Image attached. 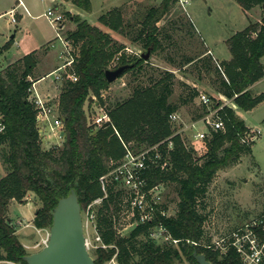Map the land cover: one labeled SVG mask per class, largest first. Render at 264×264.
I'll list each match as a JSON object with an SVG mask.
<instances>
[{
    "label": "trees",
    "instance_id": "trees-1",
    "mask_svg": "<svg viewBox=\"0 0 264 264\" xmlns=\"http://www.w3.org/2000/svg\"><path fill=\"white\" fill-rule=\"evenodd\" d=\"M63 1L87 12L92 8L91 0ZM177 1L162 0L158 6L147 7L138 30L134 28L135 24L125 20L121 7L99 16L98 25L68 12L76 28L64 35L70 43L72 57L66 70L74 72L77 80L72 81L65 74L61 81L58 102L64 132L61 146L47 148L42 144L34 104L29 99V89L34 82L29 76L38 61L36 53H29L0 71V112L6 125L5 132L0 135V159L7 171L0 177V264L6 261L27 264L24 256L28 253L8 218L11 201L24 203L27 194L34 193L42 203L36 211L34 225L39 229L50 227L53 208L72 189L78 195L83 212L95 199L103 196L98 179L109 171L111 160L124 156V145L137 152L161 141H164L160 145L163 160H168L163 172L153 175L152 182L177 183L179 186L176 215L161 220L179 243L162 246L151 239L148 236L151 223L136 225L127 235L121 234L116 222L121 206L127 204L126 195L124 190L110 188L102 202L106 211L103 213L101 209L98 218L99 236L107 247L95 249L94 264H105L114 257L118 264H175L183 257L190 264H198L194 251L204 253L213 264H241L240 256L233 249L221 254L219 250L202 244L195 246L191 242H203L205 217L199 211L198 197L206 193L218 171L231 168L244 155L251 154L253 143L244 141L249 130L244 119L232 107H223L219 115L224 121V129L209 130L204 157L193 160V149L185 147L180 135H172L170 115L179 108L170 100L175 79L173 73L163 72L149 85L135 86L128 97L113 101L102 97V91L110 85L105 78L107 69L132 64L124 74L134 70L136 81L146 62L141 56L128 61L121 53L117 64L109 67L124 48L111 33L131 41L141 40L144 48L151 47V53H154L161 47L158 23ZM236 1L244 11L260 7L264 12V0ZM10 45L6 43L0 47V55ZM227 46L231 58L222 60L220 66L224 70L217 71L216 90L233 99L237 110L250 111L264 100V92L254 94L250 89L264 75L261 62L264 14L260 20L251 22L227 39ZM195 60L198 59L189 58L187 63ZM186 86L191 93L182 99V104L199 95L197 89ZM96 104L106 106L109 126L101 125L95 129L89 125L86 107ZM202 108L203 112L195 120L205 114L206 108ZM168 137L173 142L169 150L166 149ZM210 240L208 238L205 243L210 244Z\"/></svg>",
    "mask_w": 264,
    "mask_h": 264
},
{
    "label": "rangeland",
    "instance_id": "rangeland-1",
    "mask_svg": "<svg viewBox=\"0 0 264 264\" xmlns=\"http://www.w3.org/2000/svg\"><path fill=\"white\" fill-rule=\"evenodd\" d=\"M162 0H91L90 11H83L71 2L63 0H24L30 6L31 16L23 14L22 8L18 9V21L13 23L11 17L5 13L17 5V0H0V42L4 39L11 41L12 48L0 55V71L8 65L13 55L24 48H38L36 57L40 61L31 77V81L49 68L52 63L65 65L70 59L68 53L71 48L66 47L58 37V31L44 13L48 9H55L58 5L64 15V25L60 31L62 38L68 31L76 28V24L70 19V14H78L82 19L93 25H98V18L115 7H121L126 21L135 24V29L141 27V22L147 7L158 6ZM72 12H70V11ZM251 11V10H250ZM264 14L260 7H255L251 12L244 11L236 0H189V4L182 7L179 1L174 4L171 11L158 23L161 47L151 53L149 59L144 62L139 79L134 81L135 72L129 71L123 74L109 87L102 91L104 99L113 101L115 98L128 97L135 86H146L163 75V72L173 73L174 85L170 100L178 104L179 119L171 124L172 135H180L185 147L193 149V160H200L206 153V140H195L197 131L207 133L206 126L199 121L196 128L191 127L195 118L203 112L200 94L210 97L214 104L228 103L237 111V114L245 120L246 126L251 130H259V135L252 140L251 154L244 155L239 162L216 173L213 182L206 193L198 197V208L205 219L202 223L204 235L203 242L210 238V242H218L234 230L250 222L253 218L264 213V100L250 111L237 110L233 99H228L217 92V71L224 70L222 59L228 58L230 52L227 39L238 31L243 30L251 22L260 20ZM22 16V17H21ZM107 30V28H104ZM124 48L115 56L109 67H114L118 57L122 54L126 60L131 61L135 57L146 52L142 41H131L117 33H111ZM12 38V39H10ZM52 43L54 44L52 46ZM10 46V47H11ZM49 49L48 58H44L46 49ZM62 50V51H61ZM62 52V57L59 53ZM59 56V57H58ZM206 56V57H205ZM204 57V58H203ZM189 58H195L193 63H187ZM209 58V60H207ZM205 59V60H204ZM62 61V62H61ZM264 63V57H262ZM68 67V66H66ZM217 68V70H215ZM63 69L57 71L62 73ZM190 86L197 89L199 95L192 101L182 104L181 101L190 95ZM251 90L255 93L264 92V75L254 83ZM42 91L49 92L53 96L54 116L59 115L58 102L62 82L55 79V75H48L38 85ZM224 97V99H222ZM109 101V100H108ZM106 104V103H105ZM107 105V104H106ZM89 125L105 112L104 105H91L86 107ZM60 118V117H59ZM58 131V128L56 132ZM62 131V130H61ZM63 132V131H62ZM61 132V133H62ZM178 132V133H177ZM57 132L53 136L50 130L41 133L42 144L47 148L61 146L62 134ZM64 133V132H63ZM209 134V132H208ZM1 149V146H0ZM7 173L0 159V177ZM178 185L177 183H165L163 202L170 215H176L178 211ZM102 202L94 204L88 211L83 212L85 236L88 248L93 256L101 241L97 239L99 234L98 218L102 209ZM42 203L32 192L25 197L24 203L11 201L8 218L15 226L19 237L27 253L39 251L43 246L38 245L49 233V228H36L34 218L36 211ZM116 216V215H115ZM132 214L124 204L118 211L116 228L123 235H127L133 228L130 226ZM162 246L167 243L158 242ZM103 248V247H102ZM220 248V247H219ZM222 248L219 249V251ZM5 264H16L6 261ZM105 264H118L116 259ZM175 264H190L184 257Z\"/></svg>",
    "mask_w": 264,
    "mask_h": 264
},
{
    "label": "built area",
    "instance_id": "built-area-1",
    "mask_svg": "<svg viewBox=\"0 0 264 264\" xmlns=\"http://www.w3.org/2000/svg\"><path fill=\"white\" fill-rule=\"evenodd\" d=\"M179 4L184 7L189 4V0H178ZM19 5H23V2L19 0ZM11 17V22L16 23V11L11 9L8 13ZM46 18L57 29L58 37L63 41L66 47L71 48L70 43L62 38L60 31L62 29V23L64 22L63 13H57L54 9H49L44 13ZM70 59L60 68L63 69L62 73L56 74L55 79L60 82L63 79V75L66 74L67 78L72 81L77 80V76L74 72L66 70V66H70L72 57L70 49L68 51ZM201 106L206 108L205 114L198 120L191 123V127L196 128L199 121H202L206 126L207 133L197 131L194 134L195 140H204L208 136L209 130H223L224 121L219 115V111L225 107H232L228 103L214 104L210 97L204 94L199 95ZM29 99L34 104L36 111V121L39 128V132L43 133L46 130H50L53 136H56L57 132L63 131V122L59 118L54 116V103L52 104L53 98L50 95L41 94L36 88V83L33 82L29 89ZM224 99V97H222ZM235 109L234 107H232ZM58 111V110H57ZM56 112V111H55ZM57 114V112H56ZM179 119L178 113L170 115V121L175 122ZM110 121L107 112L103 113L94 123L91 125L97 129L105 122ZM58 128V131L56 132ZM6 125L3 119V115L0 112V135L5 132ZM62 130V131H61ZM178 133V132H177ZM259 135V130H251L245 134L244 141L247 143L253 142ZM168 137L167 150L172 148L173 142ZM164 141L156 143L152 146L142 148L135 152L128 146L124 156L119 160H111V168L108 172L101 175L98 179L103 196L95 199L86 209L90 211L94 204L103 202L109 194V189L112 188L114 191L124 190L127 201V208L132 214V221L130 226L143 225L146 223L153 224L149 229L148 236L157 242H164L172 245H177L179 239H175L165 224L161 221L162 218L171 217L164 206L163 194L165 183L164 182H152L153 175H157L158 172H163L164 167L167 163V158L163 160L162 151H160V145ZM163 160V162H161ZM160 167V169H159ZM264 213L253 218L250 222L243 225L242 227L234 230L230 235L225 236L218 242H205L192 241L191 243L195 246L204 245L205 247L220 250L221 254H226L229 250L233 249L240 256L241 264H264ZM97 239L102 240L98 234ZM49 240V233L45 238L42 239L38 245L45 246ZM87 240V239H86ZM187 242H190L187 240ZM88 246V241H87ZM103 248L107 246L101 244ZM220 247V248H219ZM115 257L111 260L114 261Z\"/></svg>",
    "mask_w": 264,
    "mask_h": 264
},
{
    "label": "water",
    "instance_id": "water-1",
    "mask_svg": "<svg viewBox=\"0 0 264 264\" xmlns=\"http://www.w3.org/2000/svg\"><path fill=\"white\" fill-rule=\"evenodd\" d=\"M150 55L151 47L140 56L147 60ZM131 66L132 64H125L107 69L106 80L114 82ZM110 124L107 121L104 126ZM193 256L198 264H213L204 253L194 251ZM24 260L27 264H94V257L87 246L81 205L73 189L67 196L61 197L53 208L47 244L39 251L25 255Z\"/></svg>",
    "mask_w": 264,
    "mask_h": 264
},
{
    "label": "crops",
    "instance_id": "crops-1",
    "mask_svg": "<svg viewBox=\"0 0 264 264\" xmlns=\"http://www.w3.org/2000/svg\"><path fill=\"white\" fill-rule=\"evenodd\" d=\"M22 2H23V5H19V0H17V5L16 6H14V7H12L11 9H15V11H16V20L18 21V16H19V13H18V9L17 8H22V10H23V14H27L28 16H31V13H30V6L28 5V3L27 2H24V0H21ZM63 4V3H62ZM61 4V5H62ZM61 5L60 6H56L55 7V9H54V11L55 12H57V13H63L62 11H61V9H60V7H61ZM10 9V10H11ZM9 10V11H10ZM49 10V9H48ZM47 10V11H48ZM252 10H255V8H253V9H251V11ZM9 11H7V12H5V13H9ZM46 11V12H47ZM70 11V10H69ZM250 10H249V12H251ZM45 12V13H46ZM70 12H72V11H70ZM248 12V11H247ZM22 17V16H21ZM259 20V19H258ZM257 20V21H258ZM10 21H11V19H10ZM17 23V22H16ZM63 25H64V22L62 23V27H63ZM248 26V25H247ZM10 39H12V38H10ZM6 43H10L11 44V41H9V40H7V38L6 39H4L3 40V42H0V47H2L3 45H5ZM54 44L52 43V46H53ZM11 46V45H10ZM12 48V46L11 47H9V49H11ZM8 49V50H9ZM37 49L38 48H34V47H31V48H24V50H19V49H17L18 51H16L17 53L16 54H14L13 55V58H12V60L8 63V65L6 66V67H4V69L5 68H7L9 65H11L12 63H14V62H16V61H19V60H21L23 57H25L26 55H28L29 53H32V52H37ZM47 51H46V53L44 54V58H48V56H49V52H50V50L47 48L46 49ZM62 51V50H61ZM6 52V51H5ZM60 55V57H62V52H60L59 53ZM58 56V57H59ZM264 57V56H263ZM63 58V57H62ZM230 58H231V54H230V56L228 57V58H224V59H222V60H230ZM62 62V61H61ZM261 62H262V58H261ZM263 63V62H262ZM264 64V63H263ZM40 66V61L38 60L37 61V63L35 64V68L33 69V71H32V73H31V75L29 76V79L31 80V77L33 76V74H34V72L36 73V71L38 70L39 71V69H37L38 67ZM61 66H62V64H58L57 62H54V63H52V65L49 67V68H47L46 70H44V71H42V74L41 75H39L36 79H35V83H36V88L38 89V91L41 93V94H43V95H50L52 98H53V96H52V94L51 93H49V92H45V91H42L41 90V88L38 86L39 85V82L40 81H42V80H44V78L45 77H47L48 75H55L56 76V74H57V71H60V68H61ZM3 69V70H4ZM256 83V82H255ZM255 86V84H253V85H251L250 86V89L252 90L253 89V87ZM255 94H258V93H255ZM241 117H242V115H241ZM245 121V120H244Z\"/></svg>",
    "mask_w": 264,
    "mask_h": 264
},
{
    "label": "flooded vegetation",
    "instance_id": "flooded-vegetation-1",
    "mask_svg": "<svg viewBox=\"0 0 264 264\" xmlns=\"http://www.w3.org/2000/svg\"><path fill=\"white\" fill-rule=\"evenodd\" d=\"M119 66V65H118ZM118 66H116V67H118Z\"/></svg>",
    "mask_w": 264,
    "mask_h": 264
}]
</instances>
